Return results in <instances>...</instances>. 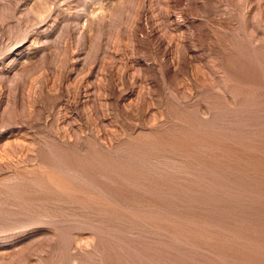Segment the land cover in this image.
<instances>
[{"label":"rangeland","instance_id":"374dc122","mask_svg":"<svg viewBox=\"0 0 264 264\" xmlns=\"http://www.w3.org/2000/svg\"><path fill=\"white\" fill-rule=\"evenodd\" d=\"M0 264H264V0H0Z\"/></svg>","mask_w":264,"mask_h":264}]
</instances>
